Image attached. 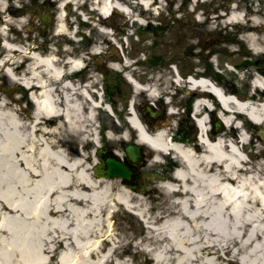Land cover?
Wrapping results in <instances>:
<instances>
[{
  "label": "bare ground",
  "instance_id": "bare-ground-1",
  "mask_svg": "<svg viewBox=\"0 0 264 264\" xmlns=\"http://www.w3.org/2000/svg\"><path fill=\"white\" fill-rule=\"evenodd\" d=\"M8 1L0 0V14L11 13ZM54 1L57 7L54 33L65 37L68 43L74 34L69 15L78 14L80 0ZM140 1L145 5L150 3L149 0ZM85 2L100 14L93 25L99 35H104L103 40L93 46L92 52L107 56L101 43H106L111 35L103 28V20L109 9L122 8L124 13L133 16L124 5L128 2L83 0L82 3ZM71 5L75 9L67 10ZM162 5L154 8L160 10ZM246 8L242 15L244 8L238 1L227 12L216 13L209 29L236 24L244 32L243 37L251 49L261 53L264 39L260 28H264V12ZM207 18L204 22L209 21ZM15 20L8 18L7 22L14 24ZM4 38L7 40L3 49L7 52L0 59V67H5L3 72L11 80L24 84L34 110L22 120L0 93V169L5 167L8 174L7 179L0 173V264H102L110 254V248L100 254L98 248L103 241L94 236L99 235L100 225L107 221V215L113 209L112 196L128 210L143 206L144 200L139 196L136 203H132L133 196L124 187L117 186L113 191L112 187L117 183L94 181L87 173L88 154L84 158L72 157L61 147L68 137V133L67 137L61 135L62 128L65 132L68 128L71 138L80 143H89L91 139L97 141L93 118L99 103L88 102L87 88L74 80H64L70 75L50 52L45 54L33 47L25 51L20 45L11 44L5 33ZM69 53L70 50L63 51L64 55ZM81 59L82 55L78 59H66L68 69H80ZM112 66L123 68L119 63H112ZM18 70L22 71L20 76L16 74ZM252 82L251 98L262 100L260 103L237 102L233 94L226 95L210 81H199L209 94L191 89L192 106L197 112L201 107L208 112L213 108L212 102L217 103L220 106L219 122L238 131L232 136L222 132L215 140L206 141L202 137L206 128L207 116L204 115L198 120L201 142L194 149L170 143L163 129L151 135L146 133L129 112L127 119L145 143L156 151L171 150L183 162L182 167L175 170L172 181L163 183L166 191L176 194L172 200L176 207L169 206L170 214L162 216L157 226L149 227L152 233L162 235L166 232L171 246L168 253H173L178 263L217 264L219 260L264 264V167L259 166L255 171L243 168L246 157L240 147L248 141L243 129L248 121L264 124V76L255 72ZM175 83L180 85L178 79ZM136 87L137 91L143 90L137 84ZM150 93L154 95V91ZM240 119L241 124L237 121ZM107 135V142L114 148V134L108 131ZM122 139H125L124 135H121ZM70 151L76 153L74 148ZM155 158L159 159V155ZM2 178L11 179V183L6 186ZM136 214L146 218L147 223L152 222L144 209ZM103 235L108 236V233L103 231ZM151 240V235L145 238L148 244ZM59 246L61 252L57 254L56 263H52L51 258ZM111 246L115 247L114 241ZM147 248L145 250L154 257L155 264H164L166 258L161 255V248L155 245ZM238 253L241 256L237 258ZM214 255L216 257L212 259Z\"/></svg>",
  "mask_w": 264,
  "mask_h": 264
},
{
  "label": "rangeland",
  "instance_id": "rangeland-1",
  "mask_svg": "<svg viewBox=\"0 0 264 264\" xmlns=\"http://www.w3.org/2000/svg\"><path fill=\"white\" fill-rule=\"evenodd\" d=\"M29 0H25L24 3H28ZM38 3L44 2L45 0H36ZM187 1V2H186ZM239 1L243 7H250V8H256L260 10L262 13L264 12V0H209L205 2L203 5H201L197 10L200 14V20L207 18V20L204 23H199L195 19L194 13H191V2L190 0H164V3L162 7L163 13L160 14L159 17H156V14L154 12H141V11H132L133 17L134 16H141L143 19L144 24L140 23H132L134 24L132 26L130 15H125V13H112L110 18L106 20L107 25H116L117 31H114V36L117 32L121 30V27L125 26V32L127 34L131 33L132 30H135L137 28L136 36H131V38L128 41V47L127 50L130 51L131 49L134 50L137 49V51H142V55L144 58H147L148 54H154L155 56H159L162 60L160 61V65H149L147 63L142 64L141 66L136 67V69L140 72V75L142 76L141 71L144 69H148V72H152L154 75L158 76V74L163 73V68L161 67L162 64L167 67V63L169 61L177 60V57H175L176 53L180 54L181 51H184L185 53L189 50H181L183 47L186 46V44H189L190 46L194 47L195 51H197L198 46L206 45L209 42H217L218 34L225 35V41H221V51H218L216 55L213 56L214 60L212 59L213 66H216L217 69L220 70V73H224V83L228 82L231 85L235 84L236 86V94L240 97H246L249 92L253 90V82H252V76L256 72L255 69H257V66L261 67L264 65V41L261 45V53H257L254 50H249V43L245 38L243 37V31L239 30L238 26L235 24H228L226 28H219L217 29H209V26L211 25V21L214 20V17L216 13L219 12H227L230 7H232L233 2ZM32 2V1H31ZM163 2V1H162ZM23 3V4H24ZM189 3V4H188ZM13 4L14 7H21L23 4L16 3V0H13V2H8V8L13 12H4L3 14H0V59L5 55L7 50L3 49V36L4 33L7 32V38L8 39H15L17 41H20L22 47L27 48V46L34 45L32 40L25 42V36L33 37L36 39H39L41 41H44L43 38H41L40 35V28H37V22H39V27H43L42 22L40 20L36 21V17L33 18L32 15L25 13L24 16H21V14L18 12L16 13L13 11ZM33 4V3H32ZM55 5V4H54ZM175 8L174 11L175 14L172 13V8ZM16 8V7H15ZM55 8L54 6L51 7ZM56 9V8H55ZM88 8L85 6L84 10H87ZM69 10H74V6H71ZM207 12V13H206ZM206 13V14H205ZM17 14V15H16ZM55 11L53 13V26L55 24ZM90 17V20L88 22H83L81 18L77 17L76 14H71L70 19L72 21V30H76L79 26V31L76 35L72 36V39L70 42H66V38L62 37L60 35H56L54 33H50L47 35L48 40V48L47 50H42L43 53L50 52V54L55 53L54 56H59L56 59L64 58L62 55V48L70 50L71 53L69 55L87 58L89 66L93 63L91 55H95L98 59L102 60L103 57L100 56V54H95L92 52L93 46L96 45L97 41H101L104 38V35H99L97 32L96 26H94V22L96 19H98L100 16L97 15L95 12H92ZM8 18H15L14 24L8 23ZM19 18V19H17ZM264 18V16H263ZM32 19L31 22L29 20ZM79 21H82L79 22ZM151 23V26L147 27L145 26L147 22ZM113 30V29H112ZM262 32L261 36L262 39H264V30L261 29ZM111 36V37H112ZM117 38H121V36H124L122 33L121 35H115ZM242 38V40L240 39ZM137 43H136V42ZM136 43L135 45L133 43ZM242 44H241V43ZM154 43L157 44L156 47L153 48ZM200 43V44H197ZM238 43V44H237ZM102 46L105 47L106 54L111 53V48L106 46L104 42L101 43ZM123 48V47H122ZM35 50H40L39 45L35 46ZM58 50V51H57ZM89 50H91V53L88 54ZM217 50V49H215ZM121 51V50H120ZM123 53H126L125 46L124 49H122ZM121 51V52H122ZM192 50H190L191 52ZM203 52V55H206L207 52L205 50H200ZM60 55H62L60 57ZM112 55V54H111ZM249 55L250 58L248 57ZM182 56V52L180 54ZM65 57H69L66 55ZM185 60L188 57H184ZM20 59V58H18ZM66 58H64L65 61ZM191 59V58H190ZM153 61L155 60L152 59ZM110 61L108 58H105L102 60V62ZM20 62V61H19ZM206 61H201L196 58V56L193 58V64L197 66V69H203ZM232 63L235 67V70H230L227 68L226 64L231 66ZM216 64V65H215ZM238 66V67H237ZM232 67V66H231ZM0 77L4 76L3 69L0 67ZM69 71V70H67ZM73 70H70L72 72ZM261 71V70H258ZM68 73L69 75L71 73ZM111 74H106L105 78L108 80V84H110L112 89V107L111 110H108L105 105L106 101H100V106L96 107V114L94 121L95 124V140L97 138V141L89 140V143L84 144L80 143L77 139L71 138L72 133L67 128V132H65L64 128L60 130L61 135H64L68 137L62 141L61 147L64 148L65 154L68 155H74V156H80V158L86 157V154L88 153L87 157L92 156L91 160L85 162L87 170L91 172V166L93 165L92 162L95 160V153L94 150L97 147H106L107 149L111 148L109 147L110 144L107 142V132L111 131L112 134H114L115 137V146L119 144V139L121 135H128L130 126L126 120V115H128V104L129 101H132L134 106L138 105L142 110H144V103L146 102H152L155 106L158 105L157 102L154 101L155 95L150 96L146 95L144 92L139 93L138 91L134 90L132 86L128 83L127 79L122 75L121 70H115L113 69L111 71ZM22 71L16 72L17 75H21ZM84 73L83 77L85 76ZM5 87L7 90H14V87L18 84V82H14L13 80L9 79L7 76ZM90 77L97 78L98 84L101 83L102 78L99 75H96V73L91 70L90 71ZM168 77L167 75L164 77V79ZM166 80L164 82L163 79V85H168L170 82ZM91 81V79H88ZM89 81V82H90ZM95 81V80H94ZM226 84V83H225ZM81 85H83L81 83ZM101 86V85H99ZM169 86L171 87V90L176 93L177 97L173 99V101L176 104H179L177 107H179L178 113L172 114L171 118L174 120H178V118L182 114V109L184 108L185 102L190 100L192 103V97L187 96L185 93H179L177 91L176 86H174L171 82L169 83ZM103 87H99L101 90ZM160 86L158 87L159 90ZM232 89V88H230ZM13 96H7L5 97L7 102L10 104V107L15 109L18 114L24 119H27L29 117L30 111H32L33 106L31 105L30 101L27 97H22L21 100H18L16 98H12ZM163 105H166L163 102V98H160ZM89 102V101H88ZM108 103V102H107ZM175 106V105H173ZM28 113V114H23ZM31 114V113H30ZM27 117V118H26ZM143 117L148 120L147 116ZM101 118V119H99ZM240 121V120H237ZM251 125V124H249ZM253 125L250 126L252 128ZM259 128L264 130V124H260ZM222 129H224L223 132L226 134H229V136H232V133H237V130H233L230 126H223ZM221 129V130H222ZM157 130V129H156ZM244 130H246L244 128ZM253 130V131H252ZM247 129L245 131L246 136L250 139L249 142L243 143L245 146H240L242 149V152L244 153L245 160L243 162V168L246 167L250 171H255L257 168L264 167V138L262 136H259L257 132L253 129ZM214 137V136H213ZM92 138V136H90ZM76 145H80L81 148L80 152L82 155H75L70 149L73 147H76ZM122 149V148H121ZM121 149L115 148L113 149V152L111 149L110 152L114 154V152L119 153V155H124L125 152L121 151ZM120 150L121 152H118ZM153 151V150H152ZM87 152V153H86ZM109 152V151H108ZM155 151H153L154 153ZM152 156V154H150ZM93 160V161H92ZM153 161L148 160V164L146 169H149L150 167H153ZM246 169V171H247ZM249 171V172H250ZM2 172V177L7 178V171L6 168L0 169V173ZM93 175V174H92ZM2 178V179H5ZM8 179V178H7ZM5 179V185H9L11 183ZM100 181L103 182L105 179L100 178ZM111 181V180H110ZM113 182L117 183V185L112 187V190L115 191L117 189V186L121 188V184H119L118 180H114ZM160 182H156V184L152 187L154 190L150 191L149 195L137 193L134 191L129 190L130 194L133 196L131 202L136 203L137 198L142 197L144 200V205L136 208L133 210L131 209H125L123 205L120 203H117L112 196V202H113V209L110 213L107 215V221L104 222L103 225H100V233L99 235L96 234L94 238H101L100 246L98 248L99 253H105L110 248V254L106 255L104 258V262L102 264H155L154 257H150V255L145 250V247H150L152 245H155L159 248H161V255L164 256L166 259H164V264H188L185 262H177L176 256H173V253H168V249L171 248L169 246V239H167V236L165 235L166 232L160 234L152 233L150 232L151 225L157 226L158 223L161 222L162 216L170 214L171 210L168 208L169 206H175V204L172 200L175 199L176 194L172 192H168L165 190V188L162 186L159 187ZM140 209H144L145 215L149 217V220L152 222L147 223L146 218L144 219L141 215L136 214V211ZM103 231L107 234L103 235ZM98 235V236H97ZM150 235L152 236V240L150 244L145 242V238H150ZM145 237V238H144ZM114 241L115 247L111 246V243ZM17 242V241H16ZM18 243V242H17ZM62 248L59 246L56 248L55 254L51 258V262L56 263V255L60 252ZM148 249V248H147ZM208 254H206V257ZM241 256V253L237 254V258ZM216 255L213 256L212 259H215ZM225 257H227L225 255ZM219 259V258H218ZM217 264H236V262H219L217 261Z\"/></svg>",
  "mask_w": 264,
  "mask_h": 264
},
{
  "label": "flooded vegetation",
  "instance_id": "flooded-vegetation-1",
  "mask_svg": "<svg viewBox=\"0 0 264 264\" xmlns=\"http://www.w3.org/2000/svg\"><path fill=\"white\" fill-rule=\"evenodd\" d=\"M175 134V138L178 140L183 141L184 144L187 145H194V136H195V128L192 125H183L182 123H179V125L176 127V131L173 132ZM168 165L165 167L168 171L173 169L177 164V160L173 159L172 156L167 157ZM131 177L128 180V184H131V186H135L137 188H143L145 186V183L143 180H140L144 175L140 174V172L134 171L131 167Z\"/></svg>",
  "mask_w": 264,
  "mask_h": 264
},
{
  "label": "water",
  "instance_id": "water-1",
  "mask_svg": "<svg viewBox=\"0 0 264 264\" xmlns=\"http://www.w3.org/2000/svg\"><path fill=\"white\" fill-rule=\"evenodd\" d=\"M219 127V126H218ZM129 151V148L127 149ZM107 172L109 175L114 176L117 173L118 174H126L125 169L122 167V165L118 162H109V168L107 169Z\"/></svg>",
  "mask_w": 264,
  "mask_h": 264
}]
</instances>
